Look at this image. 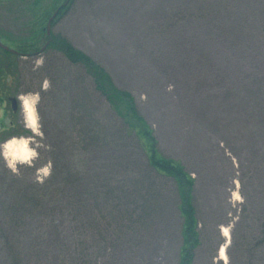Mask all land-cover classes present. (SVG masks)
<instances>
[{"label":"rangeland","instance_id":"rangeland-1","mask_svg":"<svg viewBox=\"0 0 264 264\" xmlns=\"http://www.w3.org/2000/svg\"><path fill=\"white\" fill-rule=\"evenodd\" d=\"M34 1L0 0V28L24 41L63 6L51 37L104 68L132 97L160 156L194 180L191 264H264V0ZM50 54L32 66L48 65ZM46 75L27 82L34 132L0 146V264H13L6 240L15 264H179L173 183L148 173L131 137L76 152L77 92ZM89 87V96L80 88L81 109L94 99ZM21 140L31 158L11 164L4 147ZM37 187L48 192L31 210L21 198ZM13 204L22 208L16 223L5 212Z\"/></svg>","mask_w":264,"mask_h":264},{"label":"trees","instance_id":"trees-1","mask_svg":"<svg viewBox=\"0 0 264 264\" xmlns=\"http://www.w3.org/2000/svg\"><path fill=\"white\" fill-rule=\"evenodd\" d=\"M33 5L38 7L39 1L35 0ZM59 9H63V6L59 7L58 10ZM43 16L44 15H42L41 19L46 20ZM37 25L38 24H35V27ZM36 30V33H32L30 37L32 40L38 41L41 38L42 41L45 39L46 41H50V48L47 54L51 53V59L48 65L43 63V68H38L32 73L33 78L41 79L42 74L44 75V73H47L45 78H48L52 84L54 83L57 85L58 89H62L66 84L68 85L67 89H69L71 97H73L72 94L74 92H77V95L73 97L76 105L74 108L72 107V110H69L70 115H73L75 112L76 127L78 125L82 127L79 131L75 130L76 132L73 137H71L73 141L75 140L74 145L77 148L76 152L86 153L88 150H97V147L103 148L105 145L111 146V142L120 143L122 141H127L126 139L129 137L134 138L141 154L145 158L148 173L158 179L160 178L164 181L173 183L175 187L179 201L177 211L182 220L180 228L182 245L179 251V264H191L192 251L198 246L197 240L199 237L197 230L198 221L196 220L192 195L195 183L194 180L187 174L184 168H182L183 166L181 164L172 161V159L169 160L160 156L156 149V141L153 137V133L138 114L132 97L123 91L117 90L113 86L104 68L93 62L89 57L83 54L81 55V53L76 51L62 36L51 37L50 35L48 38L46 37L44 28L41 31H38V28ZM30 37L24 40H29ZM57 56L61 57L72 70L70 76L68 75L66 79L61 64L56 63ZM74 71L76 72L75 75ZM89 85H93L94 87L95 91L91 92L94 95V99L91 105L86 103L85 109L83 106V111H81L82 109L78 107L76 100L79 99L81 86L83 92L85 89L86 96H89ZM96 92L99 96L95 95ZM80 113H82V118L79 116ZM34 170L35 166L32 167V171ZM40 189L41 187L35 188L36 193L33 194L31 198L22 197L21 200L23 201V205H30L31 210H35L37 198L42 199L45 197L44 195L38 194L48 192L47 188L43 190ZM52 189L55 190L56 188L53 187ZM57 192L56 189V193ZM28 199L30 203L27 202ZM21 210L22 208H16L15 204L7 207L5 212L8 214L9 221H14L13 223H16L17 219L21 218V216L16 213ZM8 222L6 221L5 224H8ZM10 234L12 237V231H10ZM4 249L7 250V259L15 264L17 248L14 247L13 242L9 243L6 240Z\"/></svg>","mask_w":264,"mask_h":264},{"label":"flooded vegetation","instance_id":"flooded-vegetation-1","mask_svg":"<svg viewBox=\"0 0 264 264\" xmlns=\"http://www.w3.org/2000/svg\"><path fill=\"white\" fill-rule=\"evenodd\" d=\"M62 11L57 9L53 14L57 12L59 16ZM46 21L41 30L47 27ZM53 24L54 20L51 22ZM49 48V40L29 38L21 41L0 28V146L11 138L29 136L30 129L24 109L26 96L30 93L27 82L30 76L31 82L34 80L30 70L37 69L33 67L37 64L36 59L48 53ZM34 117L36 120L35 112Z\"/></svg>","mask_w":264,"mask_h":264},{"label":"bare ground","instance_id":"bare-ground-1","mask_svg":"<svg viewBox=\"0 0 264 264\" xmlns=\"http://www.w3.org/2000/svg\"><path fill=\"white\" fill-rule=\"evenodd\" d=\"M24 109L26 112L27 116V121H28V127L29 129L34 132L36 128V120L34 117V109H33V104L32 102L30 103L29 101H25L24 103ZM4 155L5 158L8 159V161L12 164L17 161H27L28 159L31 158L30 151L27 146L26 141H19V142H9L5 145L4 147ZM222 231V236L224 238L228 239V232L226 229L221 230ZM218 256L220 260H226V255H225V249L224 247H220Z\"/></svg>","mask_w":264,"mask_h":264},{"label":"water","instance_id":"water-1","mask_svg":"<svg viewBox=\"0 0 264 264\" xmlns=\"http://www.w3.org/2000/svg\"><path fill=\"white\" fill-rule=\"evenodd\" d=\"M56 14H57V13H55V14L52 16V18L47 22V27L45 28L46 36H47V37L50 36V25H51L52 20L57 16Z\"/></svg>","mask_w":264,"mask_h":264}]
</instances>
